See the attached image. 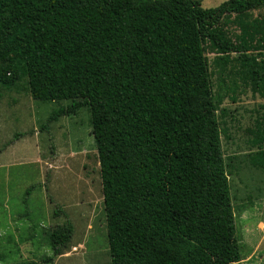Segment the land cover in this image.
Returning <instances> with one entry per match:
<instances>
[{
	"label": "trees",
	"instance_id": "1",
	"mask_svg": "<svg viewBox=\"0 0 264 264\" xmlns=\"http://www.w3.org/2000/svg\"><path fill=\"white\" fill-rule=\"evenodd\" d=\"M263 8L264 0L215 9L197 0H0V86L25 79L32 99L69 101L46 126L90 114L110 264H241L218 126L224 95L206 52L219 75L237 62L242 82L264 97V16L249 17ZM250 159L264 171V152ZM73 234L70 221L56 225L52 255L19 264H51Z\"/></svg>",
	"mask_w": 264,
	"mask_h": 264
},
{
	"label": "rangeland",
	"instance_id": "2",
	"mask_svg": "<svg viewBox=\"0 0 264 264\" xmlns=\"http://www.w3.org/2000/svg\"><path fill=\"white\" fill-rule=\"evenodd\" d=\"M197 1L215 9L228 0ZM262 16L264 8L249 15ZM206 58L211 84L224 95L218 126L241 264H264V171L250 162L264 152V97L242 82L237 62L219 75L215 56L207 50ZM69 105L32 99L25 79L0 86V264L50 257L49 234L66 221L74 227L68 252L51 264H110L90 114L81 109L46 126ZM56 208L64 215L53 218Z\"/></svg>",
	"mask_w": 264,
	"mask_h": 264
}]
</instances>
